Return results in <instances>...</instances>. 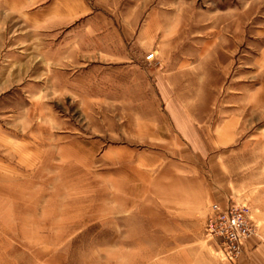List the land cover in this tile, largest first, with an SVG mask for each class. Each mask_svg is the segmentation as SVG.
I'll return each mask as SVG.
<instances>
[{
  "label": "rangeland",
  "instance_id": "374dc122",
  "mask_svg": "<svg viewBox=\"0 0 264 264\" xmlns=\"http://www.w3.org/2000/svg\"><path fill=\"white\" fill-rule=\"evenodd\" d=\"M10 4L0 264H259L264 0ZM243 205L227 257L219 213Z\"/></svg>",
  "mask_w": 264,
  "mask_h": 264
},
{
  "label": "built area",
  "instance_id": "2783aa9c",
  "mask_svg": "<svg viewBox=\"0 0 264 264\" xmlns=\"http://www.w3.org/2000/svg\"><path fill=\"white\" fill-rule=\"evenodd\" d=\"M151 54L148 55V57ZM220 214L224 230L219 232L220 251L227 257L236 254L239 250L241 239L248 234V215L247 206H226ZM217 219L216 216L210 217V220ZM210 230V228H209Z\"/></svg>",
  "mask_w": 264,
  "mask_h": 264
},
{
  "label": "crops",
  "instance_id": "0c3cea01",
  "mask_svg": "<svg viewBox=\"0 0 264 264\" xmlns=\"http://www.w3.org/2000/svg\"><path fill=\"white\" fill-rule=\"evenodd\" d=\"M6 1L7 0H0V4H1V8H0V16H2L3 17V20L1 21L2 23H1V25L2 24H4V18H5V9H4V6L6 5ZM9 1H11V4L9 5V7H11L12 9H14L18 4H19V1L18 0H8V2ZM17 9H19V6H18V8ZM17 9L16 10H14V11H17ZM0 25V31L1 32H5V30H3V28H2V26ZM2 33H0V35H1ZM254 238V237H253ZM254 240H255V238H254ZM255 244V243H254ZM250 251V252H249ZM248 252L246 251V253H247V256L249 257V258H255V257H257L256 259H258L257 261L259 262V264H264V246L263 245H259L258 243L257 244H255V245H253L252 246V250L250 249ZM253 251V252H252ZM245 253V254H246ZM252 260V259H251ZM252 264H256L255 263V261H254V259H253V261H252Z\"/></svg>",
  "mask_w": 264,
  "mask_h": 264
}]
</instances>
